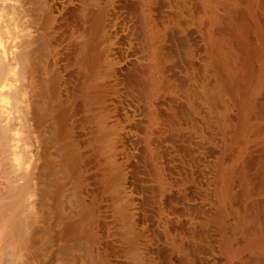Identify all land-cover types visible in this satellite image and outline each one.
<instances>
[{
    "label": "rangeland",
    "instance_id": "obj_1",
    "mask_svg": "<svg viewBox=\"0 0 264 264\" xmlns=\"http://www.w3.org/2000/svg\"><path fill=\"white\" fill-rule=\"evenodd\" d=\"M101 1L0 0L10 90L1 113L19 161L29 143L35 151L24 211L32 245L21 263L93 264L98 251L106 264H138L141 245L149 254L180 245L193 264H210L221 244L218 156L228 166L241 153L239 140H214L206 120L208 91L232 65L222 21H206L228 0ZM145 2L151 16L133 14ZM255 2L264 19V0Z\"/></svg>",
    "mask_w": 264,
    "mask_h": 264
},
{
    "label": "bare ground",
    "instance_id": "obj_2",
    "mask_svg": "<svg viewBox=\"0 0 264 264\" xmlns=\"http://www.w3.org/2000/svg\"><path fill=\"white\" fill-rule=\"evenodd\" d=\"M100 1L98 0L99 4ZM202 1L206 3V0ZM255 1L228 0L224 6L221 5L223 6L222 14L218 15L221 13L218 11L219 9L217 13L215 8H213L211 10V20L208 18L206 21V23L210 21L213 24L219 19L222 21L224 32L223 28L220 29L222 30L221 37L224 40L227 38L226 42L229 45L230 59L232 60L228 76H223L218 84L214 88L211 87L208 91L206 99L208 103V108L206 107L208 109V112H206L208 119L206 120H208L207 126L209 125L210 129L208 130L209 132L211 131L210 134H212L214 140L223 138L227 141L230 140V142L235 141L237 143L240 141L239 144L241 145L239 150L241 153H238L239 157L231 165L225 166L223 164V155L220 156L218 154L216 193L218 195L219 211L215 218L221 228L219 229L221 244L218 248L210 251L211 253L209 252L208 259L210 264H219L221 260L228 264L231 261L233 262V260L234 262L237 260L236 262H239V264H264V93H262L264 90H261L264 85H262L263 81L258 74L259 71L258 73L256 71L257 62L264 64V47L262 45L264 42V19L255 17V11H253L254 6L257 4ZM148 4L146 5L145 2V4L139 6L135 5V13L133 14L141 16L140 18H143L142 16L150 17L152 12H150ZM259 13H256V15ZM105 15L102 14V16ZM147 19L149 20V18ZM198 22H201V20H198ZM207 25L210 28V23ZM208 26L206 27L208 28ZM252 31L259 36L256 43L251 42L250 34ZM222 38L221 40H223ZM217 43L213 38L210 40V45L214 48L215 53H218L216 52L218 51ZM215 58L222 64L223 67L221 68L226 70L225 63L221 60L222 57ZM108 61L110 62V59ZM2 62L0 61V63ZM2 64L0 65V264H23L21 262H23L22 260L26 257V253L32 245L29 224L25 219L24 211L29 206L28 199L33 191L31 170L35 167V151L32 148L33 144L29 143L28 156L25 160H22L26 162L22 163V161H19L21 156L19 157L16 148L19 140L18 135L12 133L13 124L6 120V115L4 117L3 112V114L1 113L4 105L3 99L10 94V90L6 86H1L7 81L9 72L8 64ZM223 69L221 70L223 71ZM239 79L243 81L244 88L240 97H238V91L243 88L242 84L238 88L240 83L237 82ZM260 90V96L256 93L259 97H256V100H254L255 98L251 100V96L255 92L259 93ZM251 107L255 108L253 115L249 110ZM247 111L251 113L248 112L249 115L255 116L258 121L248 122V117L246 118ZM115 139L113 140L115 141ZM111 142L110 150L112 151L117 144L114 143L113 145V142ZM258 143L260 147L258 151L254 152V146L258 145ZM23 165L25 166L23 167ZM230 204L231 206H229ZM136 242L133 243L137 245ZM93 245L97 246L98 244L95 243ZM141 246L136 252L137 257L135 255L138 264H193L184 252L183 248L185 247L180 245L163 247L159 251L152 252L153 254H149ZM94 248L92 247V250ZM100 250L102 251V249ZM102 256L104 257V255H100V252L95 251V257H92L95 261H93V264H106L109 262H105L106 258Z\"/></svg>",
    "mask_w": 264,
    "mask_h": 264
}]
</instances>
